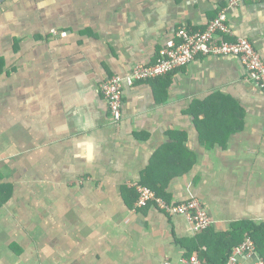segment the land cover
<instances>
[{"label":"crops","instance_id":"0c3cea01","mask_svg":"<svg viewBox=\"0 0 264 264\" xmlns=\"http://www.w3.org/2000/svg\"><path fill=\"white\" fill-rule=\"evenodd\" d=\"M220 10L264 59V0H0V264H179L264 225V90L235 57L124 83L117 122L99 90ZM135 183L197 198L209 232L134 208Z\"/></svg>","mask_w":264,"mask_h":264},{"label":"built area","instance_id":"2783aa9c","mask_svg":"<svg viewBox=\"0 0 264 264\" xmlns=\"http://www.w3.org/2000/svg\"><path fill=\"white\" fill-rule=\"evenodd\" d=\"M244 1L229 0V6ZM51 33L56 35L54 29ZM65 31L59 32L64 36ZM232 56L244 68L245 79L264 90V59L245 37L236 35L229 24L224 10H220L204 29L191 31L185 25L176 29L173 36L165 40L158 49L156 58L151 63L137 64L124 75L114 74L106 77L99 84V90L105 98L109 115L113 122L121 118L122 87L124 83L132 85L135 81L155 79L190 63L198 56ZM136 199L134 208L152 206L167 215L182 216L193 234L210 228L214 220L209 216L197 198L176 201L158 195L152 188L142 183H135ZM163 264H175L165 260ZM179 264H207L197 256L181 257ZM224 264H264V258L258 253L251 236L245 233L244 239L234 245Z\"/></svg>","mask_w":264,"mask_h":264},{"label":"trees","instance_id":"16d2710c","mask_svg":"<svg viewBox=\"0 0 264 264\" xmlns=\"http://www.w3.org/2000/svg\"><path fill=\"white\" fill-rule=\"evenodd\" d=\"M156 193L161 195L159 192ZM208 230L209 228L205 231L209 232ZM245 233L251 236L258 253L264 258V225H256L249 221L232 224L230 230L224 234L211 233L212 244L207 243V250H198V256L207 264H224L232 247L244 239Z\"/></svg>","mask_w":264,"mask_h":264}]
</instances>
